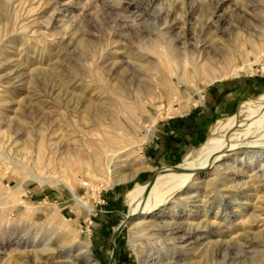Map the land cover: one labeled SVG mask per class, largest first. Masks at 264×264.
Segmentation results:
<instances>
[{
  "label": "rangeland",
  "instance_id": "1",
  "mask_svg": "<svg viewBox=\"0 0 264 264\" xmlns=\"http://www.w3.org/2000/svg\"><path fill=\"white\" fill-rule=\"evenodd\" d=\"M1 3L0 264H89L80 243L99 264H143L138 247L148 264H264V161L197 170L128 218L161 169L243 138L264 104V0ZM189 222L203 233L184 249Z\"/></svg>",
  "mask_w": 264,
  "mask_h": 264
},
{
  "label": "bare ground",
  "instance_id": "2",
  "mask_svg": "<svg viewBox=\"0 0 264 264\" xmlns=\"http://www.w3.org/2000/svg\"><path fill=\"white\" fill-rule=\"evenodd\" d=\"M4 7V3H1V11L4 10ZM158 88L159 86L156 89ZM247 119H249L250 121L243 130V138H239L238 140L229 139L225 142H222V138H214L211 141V146L209 148L205 160L199 166H195V161L193 160L182 167L172 166L163 168L159 171V174L155 177L152 182L148 183L147 185H140L139 187H137L135 189V194L131 201V213L128 218L131 220L135 216L138 217L149 214L151 212L152 202H154L155 205L158 207L163 206L170 195L175 193L180 188L185 187L187 183H189L196 177V175L198 174L197 170H207L210 169L207 168L210 165L212 167H215L216 164L219 162H223L224 160L229 158L233 160L237 157H241L251 163L261 162L260 164H262V162L264 161V104L258 105L256 109H252L248 113ZM231 120L232 119H230L228 122H230ZM250 135H252L253 137V140L251 142L249 141ZM143 164L144 163L142 162L135 165V169L131 170L130 172L118 173L114 177V180L116 182H119L133 178L137 171L143 168ZM33 178L36 180L43 179L41 178V176L36 175H33ZM65 185L72 191L73 196L78 204L87 207L89 210L92 209L77 194V189L72 183L66 181ZM166 187L168 188L165 190ZM197 197L198 196L196 195H189L185 199L191 198L193 199L192 201H196ZM154 224L150 223L149 225H147V223L145 222L134 221V228L139 229L143 226H156V223ZM180 224L181 225L176 227L175 230L176 233H181L178 236V241L184 244L181 247L185 249L190 245L196 244V240L194 241L193 239L195 237H198V235H202L203 233L198 224L189 222L190 228L191 226H193L192 230H187L185 229V225H182L183 223ZM210 232L212 234V229L209 230L207 233ZM63 238L62 240H64ZM132 242L135 246H138L133 240ZM78 249L81 250V254L76 257L77 260H85L89 264H99L90 252L87 243H80L78 245ZM138 252L141 256V261H143V264H148V257L142 256L143 248L138 247Z\"/></svg>",
  "mask_w": 264,
  "mask_h": 264
},
{
  "label": "crops",
  "instance_id": "3",
  "mask_svg": "<svg viewBox=\"0 0 264 264\" xmlns=\"http://www.w3.org/2000/svg\"><path fill=\"white\" fill-rule=\"evenodd\" d=\"M196 119V118H195ZM183 121V119H179L177 122L179 123L177 126L175 125V123H174V120H172V122H173V127H171V129L173 130V131H175V130H179V129H187L188 127H184V126H181L180 125V122H182ZM209 121V120H208ZM220 121H222V120H220ZM219 121V122H220ZM206 128H210V127H208V122H207V124H206ZM205 141V140H204ZM190 154H192V153H189L188 155H190Z\"/></svg>",
  "mask_w": 264,
  "mask_h": 264
},
{
  "label": "water",
  "instance_id": "4",
  "mask_svg": "<svg viewBox=\"0 0 264 264\" xmlns=\"http://www.w3.org/2000/svg\"><path fill=\"white\" fill-rule=\"evenodd\" d=\"M123 227V224L120 226V229ZM119 231L116 233L115 238L118 236Z\"/></svg>",
  "mask_w": 264,
  "mask_h": 264
}]
</instances>
